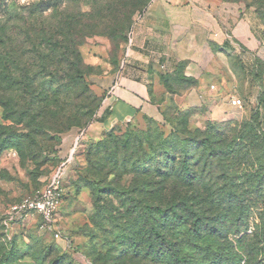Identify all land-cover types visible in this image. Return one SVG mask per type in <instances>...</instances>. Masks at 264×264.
I'll list each match as a JSON object with an SVG mask.
<instances>
[{"label":"rangeland","instance_id":"1","mask_svg":"<svg viewBox=\"0 0 264 264\" xmlns=\"http://www.w3.org/2000/svg\"><path fill=\"white\" fill-rule=\"evenodd\" d=\"M40 1L47 0H5L9 23L25 17L46 32L17 47L3 35L0 72L10 68L17 78L26 67L37 92L48 96L30 111L26 91L0 87V97L15 105L9 118L0 105V264H175L162 253L167 245L192 264H264V68L248 74L252 84L238 95L245 118L199 126L192 115L178 117L177 131L189 138L183 144L186 177L179 176V161L169 175L136 169L132 148L123 147L124 127L116 124L99 137L87 131L107 118L98 81L117 74L134 17L149 0H49L35 11ZM239 1L252 7L264 28V0ZM73 48L81 56L80 84L62 76L41 86L42 55L56 54L53 62L63 68ZM148 127L153 137L170 131L168 124ZM103 140L106 145L97 146ZM64 162L69 167L55 227L31 213L6 227L9 206L41 191ZM157 206L168 214L175 206L183 225L143 209Z\"/></svg>","mask_w":264,"mask_h":264},{"label":"crops","instance_id":"2","mask_svg":"<svg viewBox=\"0 0 264 264\" xmlns=\"http://www.w3.org/2000/svg\"><path fill=\"white\" fill-rule=\"evenodd\" d=\"M262 67L264 28L252 7L239 0H149L134 17L117 74L98 81L108 113L87 137L116 124L143 127L146 118L167 123L165 116L179 111H191L199 126L243 119L230 97L244 96L253 81L248 74Z\"/></svg>","mask_w":264,"mask_h":264},{"label":"trees","instance_id":"3","mask_svg":"<svg viewBox=\"0 0 264 264\" xmlns=\"http://www.w3.org/2000/svg\"><path fill=\"white\" fill-rule=\"evenodd\" d=\"M48 1L49 0L45 2L40 1L38 4L35 5L33 4L34 10L42 11L40 8L41 5L47 4ZM7 9L8 8L6 6L5 0H0V30H2V32L0 33V39L4 35L5 43H13V44L15 43L16 46L13 45L14 47L23 46L24 44H26V42L35 41L34 38L36 36V33L43 34V32H46L40 30L41 26L40 27L36 26L34 28L32 23H30V21H28L25 17H21V18L15 17V20L12 23L11 22L9 23V19H12L13 16H9V14L7 13ZM13 23H17L18 26L10 27V24ZM33 32H35V34H32ZM52 32H54L52 29L47 31V33H52ZM47 41H50V39L48 38ZM55 55L54 54L42 55L41 58L42 63L40 64V67L41 70L44 72L43 78L46 80L43 82V84H41V86H44L46 84L50 86L52 80H59V78H61L62 76L65 78V80L73 84H77V85L80 84L79 81L80 78L82 77V73L80 70L81 56L77 48L71 49V55L73 60L71 62L66 63L65 66H63V68H57L60 67V64H55L53 62V58ZM69 55H70L69 50L65 52H61V56H63L64 58H68ZM28 70L29 69L26 67H21L20 70L21 77L16 78L15 76L12 75V71L10 70V68L2 69L0 72V87L14 88L18 90L21 89V91L22 90L26 91V99L28 100L31 111L39 100H43L48 96L47 95L48 93L37 92L36 89L38 88V85L36 84V80H33L29 76ZM260 70L258 69L257 71ZM23 75H26V79H23ZM0 105L4 108V113L7 116V118H9L11 115L10 113L14 112L15 110L14 107L15 105L13 103V100L7 97L4 98L0 97ZM190 114L191 111L188 110V111H179L173 115H166L165 119L168 123V127L170 128V131L167 134H165L161 130L158 135L156 134L155 137H153L152 135L153 131H151L150 127H148V122L155 123L157 126H160L161 128H164L167 123H159L151 118L145 119V125L143 127H138L133 123H128L123 128L124 134L122 136V139H124L123 147L126 150L128 148H132L134 154L136 155L133 157V161L131 162V165L133 167H136V169H140V167L141 168L143 167L146 170L154 167V170L160 172L159 173L160 175L161 174L169 175L170 174L169 170L173 169L172 167L176 165L177 161H179L180 164L179 166L180 168L178 170V172L180 173L179 176L181 178L186 177L187 172L183 169V165L185 164L184 158L187 157L188 153L186 150H184L183 144L185 141H188L189 138L187 136L183 137V135H180L179 131L177 130L179 126L178 117L179 116L189 117ZM186 127L189 128L188 120L186 122ZM175 135H177L178 137ZM112 136L114 137V135ZM174 137L179 139L178 144L174 143ZM105 145H106L105 140L97 144V146H102V147ZM143 209L147 211V214H151L150 212L154 210L159 218L171 219L172 220L171 223H174L176 227H180L183 225V223L179 222L182 220L183 216L177 212L175 206L173 207L174 210L170 214H168V212L160 206L154 208L144 207ZM155 230L156 229H153L154 232H156ZM156 233H158L157 236L161 235L160 232H156ZM189 238L192 239V236H189ZM162 253L163 254L169 253L170 258L175 262V264H192L184 256H180V251L175 246L167 245Z\"/></svg>","mask_w":264,"mask_h":264},{"label":"built area","instance_id":"4","mask_svg":"<svg viewBox=\"0 0 264 264\" xmlns=\"http://www.w3.org/2000/svg\"><path fill=\"white\" fill-rule=\"evenodd\" d=\"M214 85H210L214 89ZM233 106L242 107L239 97H230ZM69 167L68 162L60 164L52 174L48 184L37 194L25 196L11 204L5 214L4 225L9 227L14 220L22 219L27 214H36L42 220L43 226L55 227V215L62 202V180L65 178ZM60 237L59 230L55 231V238Z\"/></svg>","mask_w":264,"mask_h":264}]
</instances>
